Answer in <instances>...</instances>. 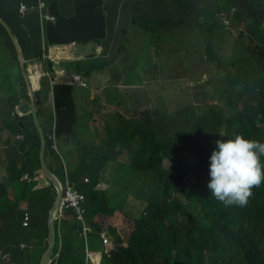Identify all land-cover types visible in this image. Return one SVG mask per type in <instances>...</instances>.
<instances>
[{
	"label": "trees",
	"instance_id": "trees-1",
	"mask_svg": "<svg viewBox=\"0 0 264 264\" xmlns=\"http://www.w3.org/2000/svg\"><path fill=\"white\" fill-rule=\"evenodd\" d=\"M21 1L29 5L37 4V0H0V16L11 29L0 22V48L12 61L10 66H0V91L3 90L8 95L7 101L14 108L21 98L29 104L31 98L12 33L18 40L26 61L43 58L40 18L37 12L29 13L23 18L19 12ZM57 1L64 16L73 15L68 13H74V0ZM107 1L106 13L110 29L107 44H113L115 26L121 14L125 20L132 15L134 23L142 24L141 19L145 23L149 20L153 22L152 13L162 9L171 21L157 23L175 28L178 25L172 21L174 18L184 16L191 24L208 10H211L210 13L221 10L228 13L229 9L235 8L233 19L238 21L242 14L247 18L248 13V34L255 35L262 45L251 49L246 57V62L251 64L244 66L243 72L253 74L247 73L243 78L248 82L254 81L250 85L246 83L240 92L239 98L243 103L241 109L233 108L221 112L206 104L204 107H207L208 112L195 117L188 130L168 137H157L153 133L148 136L143 133L132 138L135 132L128 137L124 129L109 130L108 145L114 147L119 144L124 152L131 155V179L136 185L144 187V192L135 194L140 202L132 203L127 214L109 204L105 191L93 190L108 163L107 156L103 158L101 153H92L95 156H91L88 151L84 153L72 176L79 181L78 172L85 168L91 177L89 184H85L82 179L78 188L87 195L89 216L118 214L121 217L118 232L128 242L129 256H126L122 246H116L115 249L119 252L112 259H105L103 264H133V259L135 264H264V190L255 194L248 208L235 206L234 210L211 197L207 187L210 181V156L215 149L216 140H226L236 134H243L246 138L264 143V0ZM211 1L218 4L217 8L210 7ZM144 28L148 29L147 23ZM212 28L221 29L222 25L215 21L212 22ZM228 35L231 37L233 34L229 32ZM212 52L207 51L210 55ZM1 61L2 64L6 63L4 57H1ZM65 65L73 71L85 70L84 62L67 61ZM87 67V72L100 68L98 64ZM11 73L17 78H13ZM257 74H262V78L256 89ZM50 88V82L45 79L42 90L36 93L38 116L44 132L53 120V116L42 108L43 98L48 95ZM20 94L21 97L17 99ZM210 99H214L213 96ZM210 99L204 98L203 101L207 103ZM9 120L10 131L14 134L22 131L25 136L24 142L20 144L23 153L20 156V168H17L15 161L8 168L9 181L16 182L24 172L41 170L40 135L31 115L24 118L11 117ZM53 155L54 150L48 141L45 156ZM57 176L61 177L59 170ZM150 178V184L144 185L145 180ZM2 186L5 187V184ZM149 186L147 194L145 189ZM141 193L147 196L144 197ZM28 195H33L34 199L44 198L43 193L38 195L32 192V185H27L23 191L24 199ZM12 206L9 203L8 207H0V216L5 218V225L9 224V227L13 222ZM111 232L116 233L114 229ZM12 233L10 230L6 235L0 232V244L4 246L5 252L11 254L17 251V243L14 242ZM61 237L58 264H84L83 240L69 231H63Z\"/></svg>",
	"mask_w": 264,
	"mask_h": 264
},
{
	"label": "clouds",
	"instance_id": "clouds-1",
	"mask_svg": "<svg viewBox=\"0 0 264 264\" xmlns=\"http://www.w3.org/2000/svg\"><path fill=\"white\" fill-rule=\"evenodd\" d=\"M53 1H57V0H53ZM53 1L47 2L46 0H37V4H33V5H29L25 1L20 2L19 12L23 18H25L29 13L32 12L38 13V16L40 18V30L42 32L43 58L40 60H33V61H26L24 59L28 80H26L24 74L23 76L28 84L31 103L29 104L27 100L21 98L19 103L14 108L12 104L7 101V104H10L12 106L11 108L12 110L11 109L7 110V107L4 108L0 107V113L1 114L3 113L2 115L6 116L9 119L11 117L24 118L29 115L32 116L31 111H32L33 101L30 92V85L34 90L35 100H36V93L42 90L43 82L45 81V79H48L51 88L48 95L43 98L44 102L42 104V108L44 109L45 112L53 116V120H52V124L47 127L46 132H44L41 127V123L38 116V107H37V117L45 138V150L48 141L51 143V148L54 150L53 156H45V150H44L45 165L49 170L50 174L53 176L54 180L45 174L41 164V170H36L33 173L24 172L16 182L9 181L8 168L10 166V163L12 161H15L17 168H20L21 166L20 156L23 155V153L20 150V144L24 142L25 136L22 131H19L18 133L14 134L10 131L9 128H7L5 130L4 137L0 142V172H1V177L4 178V182H5L4 183L5 187L0 185V207H8L9 203H12L13 206L11 210L13 213V222H12V226L9 227L8 226L9 224L5 225V218L0 216V232L2 233V235H6L8 230L13 232L12 234L14 235L15 238L14 242L17 243L16 245L17 251L14 252L13 254L9 252H5L4 246L0 244V264H42L43 257L49 246V240H50L49 216L54 205H55V209L52 215V221H53V227L55 233V243L47 264H58L61 253V246H62L61 234L63 231H69L71 232L72 235L77 236L78 238L83 240L84 249L82 251V254H83L84 264H103L105 259L106 261L112 259V257L117 252H119L115 249L116 246H122V248H124L125 250L126 256H129L127 255V251H128L127 238L122 233L118 232L119 229L118 223L121 221V217L119 218L118 214H114L113 216H103V215L89 216L87 195L78 188H79V182L82 179L85 184H89L91 182L90 179L91 177L88 174H85L82 176L81 179L80 174L82 171H79L78 172L79 181H77L73 179L72 174L74 173L75 168L79 167V161L81 160L85 152L88 151V153L91 156H95V154L92 153H101L103 154V158L107 156L108 163L105 166V169L101 172L100 179L94 185L93 190L94 192L105 191L108 194L109 204L115 207V205H112L110 203V200L114 201V198L111 197V193L113 192V190L110 189L111 187L105 182L104 176H107L106 173L108 172V169L123 167L124 163L126 162L117 161L119 156L122 155H126L129 157V167L131 169V164H130L132 159L131 155L124 152L121 148V145L119 144H116L114 147L109 146L108 145L109 138L107 136V146L105 147V150L103 152H101L100 148L96 147V144L95 145L89 144L88 147H83L79 145L76 147L75 150L70 151V152H77V156H78L76 163L73 166H70L66 161L68 154H66V151H64L62 143L69 144V142L72 139L76 138L77 135L76 131L77 133H80V129L77 125V120H79L80 117L78 113L77 100L78 99L83 100V102L85 103L84 99L87 98L89 94L90 96H92L93 91L95 90L94 87L95 84H93V81L90 78L91 73L99 71L103 67L108 66L109 57L113 56L118 49L117 44H126L134 37L137 38L139 44H144V48H146L145 49L146 51L148 44H151V41H149V39L151 37V34L154 33V30L151 26L148 27V29L144 28V26L148 21L145 23L143 19H141L140 21L143 22L142 24L134 23L132 15H131V20L130 17L127 20H125L123 14H121L118 17L115 26L114 36L112 40L113 44H107L110 38V29L108 26V17L106 13V7L108 5V1L103 0L104 2L103 12L106 14V19H107V35L105 38L92 39L87 42L53 44L49 41L47 35L48 24L57 22V18L54 15H52L50 12V4ZM75 2L76 0H74V13L73 11H71L70 13L73 15L70 16L63 15L60 8V4L58 2L60 11L64 17L70 18L75 15ZM217 6L218 4H215V2L211 1L210 7L217 8ZM210 11L211 10H208L206 13L202 14L197 19L196 22L193 21L191 24H189L184 19V16H182V18L177 17L172 19V21H174L178 25L179 29L193 30L194 25H196L198 26L197 31H200L201 33H203L204 30H209L206 35L207 39L211 41L218 40L220 41V43L223 42L231 43V44H226L227 47H230L229 56L234 46L236 50L240 51L239 58L235 59L231 64L229 63L228 65H226L224 69H222L220 62L218 61L220 57L219 53L223 55L224 54L228 55L227 51L215 50L212 52V55H210L207 53V51L212 49V44L207 40H201L199 44H191L192 52H194L195 55L198 54L202 55V59L199 67L197 69L195 68L197 71L195 76L200 77L199 81L200 79H202V82H199V85L208 87L211 79L215 77V82L211 90L209 92L207 91L206 94L200 96L201 99L200 100L197 99L195 102V105L198 106L200 110L199 113H197L196 117L202 116L204 115L205 112H208L206 111L207 107H204V105L206 104L210 106H214L215 107L214 110L221 112H226L229 109H233V108H235L236 110L242 108L241 104L243 103L240 101L239 98L240 92L243 91L244 87L246 86V83L250 85L254 81L253 80L251 82H248L247 79L243 78V76L245 75L253 74L252 72H243L244 66L251 64L246 62V57L251 49L255 48L256 46L260 47L262 45L258 42L255 35L248 34L247 31L248 24L246 21L248 19V13H246L247 18L245 14H242L240 15L238 21H235L233 19V15L235 14V8L229 9L228 13H225V11L223 10H221L220 12L212 11L211 13ZM242 17L243 19L241 20ZM0 18L3 20L0 22L2 23L5 22L6 25L9 27L8 23L2 18V16H0ZM215 21L218 24L222 25L221 28L222 31L226 32L227 34L229 32H232L233 35L231 37H228V35L222 32H220V35H216L215 33H212L210 30H215L212 28V22ZM153 22L151 21V25ZM249 23L251 24V22ZM163 27H170L173 30V32L176 28L171 26H163ZM254 28H258V27H254ZM9 30H11L10 27ZM148 32H151V34H149ZM191 40L192 37L190 41ZM166 42L168 41L159 44H151L152 47L151 53L154 56V59L148 62L147 64L142 57H139L144 48L138 50L139 54L137 59H134L133 57H128L127 59H123V61L127 60L128 62H131L132 65L135 64L136 62H138V64H141L142 67L139 70L136 69V66L138 64H136L135 66H125L123 61L119 62V64L122 65L125 69V72L122 74V76H124L125 74L132 73L134 75L132 77L133 79L128 78L129 80L132 81L135 79H142L145 77L144 75H147V71H143V68L148 66L155 67V69L151 68V79L156 78L155 77L156 73L158 74L157 77H162L164 75L167 77H172L174 75H177L175 73V70L178 67L174 65V62L176 60L180 61V58L182 57V53L176 54V52L174 51L175 52L174 53L173 50L177 49L178 50L177 53H179V50L183 49L185 45L164 44ZM122 49L123 48H120L118 51H121ZM127 51L130 53L136 52L131 50H127ZM215 55H216V59L214 57ZM0 57H4L6 62L8 61L9 66L12 65V61L10 57L1 48H0ZM67 61L84 62V67H85L84 72H77L67 68L65 65ZM89 61L92 62L87 63ZM33 64L36 65L35 68H29V65H33ZM93 64H98L100 68L96 70H92L91 72H87L89 70L87 65L93 66ZM162 64H163V69L160 71L158 68L159 65ZM219 69H221L222 72H219ZM224 70H226V73L224 72ZM37 72H40L39 88H35L31 80V77L37 74ZM190 72L193 71L192 68L189 67V69L187 70V75L185 77H182V75L179 77L178 75L177 78H182L188 81L190 79V77H188ZM212 73L214 74V76H212ZM218 74L219 76L222 77H219ZM75 75L80 76L84 84L75 82L73 79V76ZM204 77L205 79H203ZM223 77L226 78L227 81L226 84L228 87L231 86L234 87L233 94L230 95L229 97H227L226 88L224 89L220 88V80H222ZM116 78L117 76L111 74L110 80H116ZM261 78H262V74H257L255 77L256 89L258 86L257 84L260 82ZM100 81L101 80H98L97 83H100ZM181 81L182 80H172L171 83L178 84ZM107 83L104 84L100 83V84L107 85ZM146 83H150V82H142L141 80L139 84L145 87ZM57 84H68L72 86L71 96L75 103L76 119L73 125V134L69 137V141H67L65 136L58 137L55 132L53 89L54 86ZM74 87L78 90L76 93H78L79 95L75 93V95L73 96ZM1 94L5 95V97L8 98V95H6V93L3 90L0 91V95ZM212 96L214 99L211 100L210 98ZM20 97L21 96H18L17 99ZM204 98L210 100H208V102L206 103L205 101H203ZM155 100L156 99H154V101ZM153 103L154 102H151V106L153 105ZM192 104H193V98H192ZM26 107L28 108V110ZM134 109L138 115L141 125L144 126V128L132 130L126 126L118 127L124 129L123 131L125 132L126 136L130 137L133 134V132H135V134L132 136V138L135 135H141L143 133L147 134L148 136L151 135V133H153L157 137L172 136L176 134V133L173 134L172 132L169 135L161 136L158 133L154 132V130H151V120L149 119L146 121V119L149 117L150 114L149 111L150 104L147 100V97L143 93H141V96L138 99H136L134 103ZM85 110H86L85 118H87L86 120L87 122L88 119L90 118L87 111V105ZM118 115L123 118L129 117V115H123L120 113H118ZM32 121L34 122L33 116H32ZM259 125L262 126L261 124ZM112 129H116V128H112ZM181 130L186 131L188 129H180L175 131H181ZM221 135L223 136V134ZM40 144H41V139H40ZM116 147L119 148L118 152H114ZM107 150L109 152H107ZM40 152H41V147H40ZM40 163H41V159H40ZM58 170L61 172V177L57 176ZM110 173L112 175H115V171L111 170ZM209 176H210V181L208 182L207 187L211 192V197H214L217 201L221 202L225 207L229 206L234 210H236L235 206L244 207V209L248 208L251 205L255 197V194L261 190H264V143L260 142L259 140L246 138L243 134H236L233 138H228L226 140L225 139L216 140L215 149L212 151L210 156ZM27 185L30 186L32 185V192H36L38 195H41L42 193L43 195H46L49 193V196H47L49 198L51 197V194L54 195V198L52 199L50 198V200H52L51 206L48 208L45 217H43L42 214V219L41 218L36 219L34 212L36 210L35 205L37 203L39 205L40 201L41 203H43L45 201V197L41 199L39 202H38L39 199H34L33 195H28L27 198L24 199L22 195ZM16 187L19 188L20 192L14 194L15 199H10L8 190L9 188H16ZM1 190L3 191L1 192ZM69 190H72L79 196H82L83 197L82 200H79L78 198L75 199L73 197H69V200L65 201L67 197V192ZM59 195L60 198L58 200ZM26 203L29 206L28 208H26L25 206L22 207L20 205ZM116 208L119 209V207ZM81 210H83V212H81ZM111 229H114L116 233H112ZM89 236L95 237L100 241V248L98 250L88 249L87 238ZM15 257H19L18 262L15 260ZM133 261H134L133 264H135L134 259Z\"/></svg>",
	"mask_w": 264,
	"mask_h": 264
},
{
	"label": "rangeland",
	"instance_id": "rangeland-1",
	"mask_svg": "<svg viewBox=\"0 0 264 264\" xmlns=\"http://www.w3.org/2000/svg\"><path fill=\"white\" fill-rule=\"evenodd\" d=\"M209 5L210 3L207 6L209 7ZM70 14L71 13L69 12L68 15ZM166 14L167 13L165 12V10H162V9L160 11H156L152 13V19L154 18V22L151 25V21H148L147 26L148 27L151 26L154 30V33L151 34V32H148L149 34H151L149 41H151V44H159V43L168 41L164 44H184L185 46L183 47V49L179 50V53H177L178 52L177 49L173 50V52L175 51L176 54L182 53V57L180 58V61L176 60L174 62V65L178 67L175 70V73L177 75H174L172 77H167L165 75L162 77H157L158 74L156 73L155 74L156 78L151 79V102H154L153 105L151 106V110H152L151 130H154V132L158 133L161 136L169 135L172 132L173 134L180 132V131H175V130L189 129L193 118H195L197 116V113H199L200 111L199 107L195 105L196 100L197 99L200 100L201 99L200 96L206 94L207 91L209 92L215 82V77H214L211 79L208 87L199 85V82H202V79H200L199 81L200 77H196L195 74L197 73L196 69L199 67L201 63L202 55L200 54L195 55V53L192 52L191 44H199L201 40H207L208 42L212 44L211 51H215V50L227 51L228 55L226 54L223 55L219 53L220 57L218 61L220 62L222 69H224L226 65H228L229 63L231 64L235 59H238L240 56V51L236 50L235 46L232 48L231 54L229 56L230 47H227L226 44H231V43H224V42L220 43V41L218 40L211 41L207 39L206 35L209 30H204L203 33H201L200 31H197L198 26L194 25L193 30L192 29H179V27H176L173 32V30L170 27H163L155 23V22L166 23L167 21H169V18ZM242 19L243 17L241 18V20ZM210 31L212 33H215L216 35H220V32L228 35L226 32L222 31L221 29H215V30H210ZM191 37H192V40L190 41ZM130 41L127 42L126 44H139L136 37L132 38ZM131 51H135V50H131ZM214 57L216 59V55ZM90 62L92 61H89L87 63H90ZM123 63L125 66H135L136 64H138V62H136L135 64L132 65V63L128 62L127 60H124ZM0 66H3V67L9 66L8 61L5 64H2L1 57H0ZM141 67L142 65L138 64L136 66V69L139 70L141 69ZM189 67L192 68L193 72H190V74L188 75V77H190L188 81L182 78H177L178 75L179 77L181 75L182 77H185L187 75V70L189 69ZM151 68L155 69V67L153 66ZM158 69L161 71L163 69V64L159 65ZM219 72H222V70L219 69ZM224 72L226 73V70H224ZM133 76L134 75L132 73L125 74L123 76V80L121 81L110 80L108 83L111 86L116 83L133 84V83L141 82V80L138 82H136L135 80H132V81L129 80ZM212 76H214L213 73H212ZM219 77H222V76H219ZM13 78H17V76L13 75ZM203 79H205V77ZM172 80H182V81L176 84V83H171ZM226 82H227L226 78L223 77L222 80H220V88L221 89L226 88L227 97H229L230 95L233 94L234 87L233 86L228 87ZM77 91L78 90L74 87L73 96L75 95ZM6 98L7 97H5V95L3 94L0 95V107L2 108L7 107V110H8V109H11L12 106L10 104H7ZM192 98H193V104H192ZM154 99L156 100L154 101ZM84 106L86 108L85 103H84ZM85 120H87V118H85ZM10 122L11 121L9 120V118H7L6 116H3L0 113V142L2 141L5 135V130L9 128L8 124ZM181 131H185V130H181ZM76 134H77L76 138L72 139L69 142V144L62 143L63 149L64 151H66V154H68V156H70V154L73 153L70 151L75 150L77 146L81 145L83 147H88V145L92 144V142L95 139V137L91 135L90 133H88L87 131H85L83 135H81L80 133H77L76 131ZM164 137H168V136H164ZM81 138L84 141H82ZM119 159L121 162H126V163H124L123 167L121 168L110 169L107 176H104V180L113 190V192L111 193V197L114 198V201L110 200V203L112 205H115V207H119L120 209L124 211L125 214H127L131 210L132 203L140 202L137 199V196H135V194L139 192H144V187L136 185L133 179H131L132 174L130 173L131 169L129 167V157L126 155H122ZM111 170L115 171V175H112L110 173ZM85 174H88V170L84 168L82 170V173L80 174L81 179H82V176ZM145 181L146 183L144 185H147L148 183L150 184L151 178ZM4 183H5L4 178L1 177V172H0V185ZM149 189H150V186L145 189L147 194L149 192ZM2 191L3 190H1V192ZM19 192L20 190L18 187L9 188L8 190L9 198L15 199L14 194L19 193ZM147 194L141 193V195L144 197H146ZM43 196L45 197V201L41 203L39 199L38 200V202L40 201L39 205L38 203L35 205L36 210L34 214H35L36 219H40V218L42 219V214H43V217L46 216L47 210L51 206V203H52V200H50V198L51 199L54 198L53 194H51L50 198L47 197L49 196V193ZM20 205L22 207L25 206L26 208L29 207L27 203L20 204ZM15 260L18 262L19 257H15Z\"/></svg>",
	"mask_w": 264,
	"mask_h": 264
},
{
	"label": "crops",
	"instance_id": "crops-1",
	"mask_svg": "<svg viewBox=\"0 0 264 264\" xmlns=\"http://www.w3.org/2000/svg\"><path fill=\"white\" fill-rule=\"evenodd\" d=\"M117 48L118 49L115 54L109 57V65L103 67L99 71L91 73L90 75L93 84H95V90L93 91L92 96L89 94L88 97L84 99L87 105L88 115L90 116L87 122L85 120L86 110L84 102L80 99L77 100L78 113L80 116L79 120H77V125L80 129V134L83 135V133L87 131L93 135L95 139L90 145L96 144V147L100 148L101 152H103L107 146L109 129L123 126L132 130L144 128V126L141 125L138 115L134 109V103L136 99L141 96V93L147 97L150 104V114L146 121L149 119L151 120V66L143 68V71H147V75H144V78L135 79L136 81L142 80V82H150L146 83L145 87L139 83L132 85L116 83L111 86L107 83L110 81L111 74L117 76V81L123 80L122 74L125 72V69L119 64V62L123 61V59H127L128 57L137 59L139 54L138 50L143 49L144 44H117ZM120 48H123L124 50L122 49L121 51H118ZM151 48V44H148L147 50L145 51L146 48H144L139 56L146 61V64L154 59V56L151 53ZM127 50H135L136 52L130 53ZM98 80H101L100 83H107V85L97 83ZM118 113L129 115V117H120ZM82 141L84 140L82 139ZM118 150L119 148L116 147L114 152H118ZM107 152L109 151L107 150ZM77 157V152H73L70 156H67L66 161L68 165L73 166L77 161ZM120 157L121 156H119V158ZM119 158L117 159L118 162H120ZM109 170L110 169H108L106 175L109 173Z\"/></svg>",
	"mask_w": 264,
	"mask_h": 264
},
{
	"label": "water",
	"instance_id": "water-1",
	"mask_svg": "<svg viewBox=\"0 0 264 264\" xmlns=\"http://www.w3.org/2000/svg\"><path fill=\"white\" fill-rule=\"evenodd\" d=\"M103 3V0H76L75 15L73 17L66 18L62 15L58 2L53 1L50 4V12L57 18V22L49 23L47 26V35L49 41L53 44H69L72 42H87L92 39L105 38L107 35V19L106 14L103 12ZM0 21L3 20L0 18ZM3 23L6 25L5 22ZM12 37L19 52L23 74L26 77V80H28L24 64V57L16 38L13 35ZM71 90L72 86L68 84H57L53 89L55 132L58 137L65 136L67 141H69V137L73 134V125L76 119V108L74 100L71 96ZM30 92L33 101L31 114L41 139V164L45 174L54 180L44 161L45 138L38 121V106L35 100L34 90L31 85ZM59 198L60 195L58 200ZM54 209L55 205L52 208L49 216L50 240L48 249L43 257L42 264H47L55 243V233L52 221ZM87 245L89 250H98L100 248V241L95 237L89 236L87 238Z\"/></svg>",
	"mask_w": 264,
	"mask_h": 264
},
{
	"label": "built area",
	"instance_id": "built-area-1",
	"mask_svg": "<svg viewBox=\"0 0 264 264\" xmlns=\"http://www.w3.org/2000/svg\"><path fill=\"white\" fill-rule=\"evenodd\" d=\"M73 79H74L75 82H79L81 84H84V82L81 80L80 76H78V75L73 76ZM69 197H73L75 199L78 198L79 200H82V198H83L82 196H79L78 194H76L72 190H69L67 192V197H66L65 201H68L69 200ZM81 212H83V210H81Z\"/></svg>",
	"mask_w": 264,
	"mask_h": 264
},
{
	"label": "bare ground",
	"instance_id": "bare-ground-1",
	"mask_svg": "<svg viewBox=\"0 0 264 264\" xmlns=\"http://www.w3.org/2000/svg\"><path fill=\"white\" fill-rule=\"evenodd\" d=\"M57 55V54H56ZM35 64L29 65V68H35ZM32 83L35 88H39V81H40V72H37V74L33 75L31 77Z\"/></svg>",
	"mask_w": 264,
	"mask_h": 264
}]
</instances>
